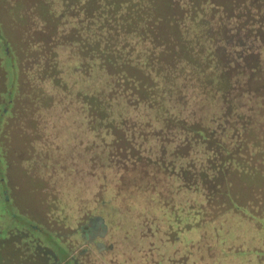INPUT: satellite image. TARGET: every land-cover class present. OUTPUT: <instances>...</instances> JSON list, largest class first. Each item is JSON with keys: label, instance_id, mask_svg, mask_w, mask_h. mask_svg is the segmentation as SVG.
<instances>
[{"label": "rangeland", "instance_id": "1", "mask_svg": "<svg viewBox=\"0 0 264 264\" xmlns=\"http://www.w3.org/2000/svg\"><path fill=\"white\" fill-rule=\"evenodd\" d=\"M46 1L0 0V264H264V0H122L175 28L156 111L80 55L115 3L92 18L84 0L53 32L66 0ZM130 36L137 65L152 37ZM98 218L106 236L87 240Z\"/></svg>", "mask_w": 264, "mask_h": 264}, {"label": "trees", "instance_id": "2", "mask_svg": "<svg viewBox=\"0 0 264 264\" xmlns=\"http://www.w3.org/2000/svg\"><path fill=\"white\" fill-rule=\"evenodd\" d=\"M39 4H43V10L45 9V3L47 2L46 0H38ZM64 1V0H63ZM70 2V5L68 4ZM86 1V0H85ZM84 0H66L64 1L63 6L58 8L56 13L57 17L53 13H49L48 16L47 14L44 16V20L46 17L48 20L50 19L55 26L53 29V32L56 31L57 27V21L60 20L61 17H63L68 10L70 11V15L72 17H76V14L81 10V7H84ZM88 8L87 5L84 7L83 14L86 16V14H91L92 18H99L102 17L104 12L102 11V7L98 9V6L96 4L98 3L97 0H88ZM113 3H115L114 10L111 14V16L105 15L104 17L107 18H113L114 22H108L109 24L101 25L99 30H101V33L94 32L92 34L88 33L90 32V26H84L83 28L86 31V39H84L87 43L82 44V47H80V55H82L83 58H94L96 57L97 59L100 60L101 63V68L103 70H106L107 72L111 73V75L116 76L114 77V81L118 85H128V88H134L137 93H139L141 98L136 99L138 103L140 101H145L149 102L150 108L154 107L156 111V107H162L164 103V98L162 96H165L167 92H169L168 89H170L171 86V80H172V72L174 71V68L178 67L179 65H176L178 63L177 59H181L179 49L177 50L178 47V41L176 39L175 35V28L174 27H169L168 32L165 31V33L157 32L153 28H148V26H142V25H137L138 19L134 17V11L132 10V6L129 5L127 8L123 7L124 2L122 0H111ZM68 2V3H67ZM87 2V1H86ZM130 4L129 0H126L125 4ZM78 5L77 8L75 6ZM69 6L71 8H69ZM46 13V12H45ZM78 16V15H77ZM134 21V22H130ZM168 27V26H167ZM108 28V31L105 35L104 30ZM134 31V32H133ZM76 32L78 33V30L76 29ZM131 33H139L142 35H146L147 38H151L149 40V46H143V49L145 51L144 56L139 59V63L137 65L132 64V60H127L123 58L125 55L124 53L122 54V50H125L127 47V50L132 52L134 50L133 46H130L129 40L127 39L131 38L130 34ZM73 41H77V34H75ZM122 36L124 38L122 47H117L112 50V52H105L103 51L102 48H99L98 45L102 44L100 40H104V37L108 40L109 38L113 37L115 40L117 39L116 37ZM170 37V38H167ZM95 40V41H94ZM154 40V41H153ZM129 42V43H128ZM146 43V42H144ZM142 45V44H141ZM159 48V50H158ZM107 54L104 59H102V55ZM182 60V59H181ZM129 61V62H127ZM175 62V64H174ZM87 64V63H85ZM83 64V65H85ZM179 64V63H178ZM174 65V67H173ZM85 67L89 68L90 65L87 64ZM57 74V72H56ZM53 79V78H52ZM58 80V78H56ZM163 82V83H162ZM169 83V84H168ZM168 87V88H167ZM167 90L165 91L164 89ZM164 91V92H163ZM164 93L163 95H160L158 93ZM128 98V97H127ZM96 98H94L95 100ZM129 99V98H128ZM99 103V102H98ZM107 103V101H106ZM108 104V103H107ZM110 106V104H108ZM101 111V110H100ZM4 118H2L1 124L3 122ZM3 126V124H2ZM2 128H0V135H1ZM1 150V149H0ZM1 153V152H0ZM0 158L3 160L4 157L0 155ZM1 172V181H6L5 175L3 173V168L0 170ZM188 182V181H187ZM188 186L187 184H185ZM185 186V187H186ZM190 187V185L188 186ZM4 200L3 198V203H0V235L1 232L4 231L2 228V224L4 221H6L5 218V211L4 210V203H9L13 204L10 200L9 195L7 196ZM29 222H32L34 224V220H30ZM35 226V225H34ZM12 229V227H11ZM9 229V230H11ZM8 232V231H7ZM34 241L36 239H33ZM37 241V240H36Z\"/></svg>", "mask_w": 264, "mask_h": 264}, {"label": "flooded vegetation", "instance_id": "3", "mask_svg": "<svg viewBox=\"0 0 264 264\" xmlns=\"http://www.w3.org/2000/svg\"><path fill=\"white\" fill-rule=\"evenodd\" d=\"M101 220L104 221V219H102V218H98V220H93V226H91L92 229L90 228V232H85V235H86L87 240H88V238H93L94 236L97 239L102 240L106 236V233H107V228L106 227L107 226L105 224V221H104L103 224H101L100 223ZM78 232H80V231H78ZM79 235L81 237L84 236L83 234H80V233H79ZM96 245H97L98 248L104 247V243L103 242L102 243L96 242Z\"/></svg>", "mask_w": 264, "mask_h": 264}, {"label": "water", "instance_id": "4", "mask_svg": "<svg viewBox=\"0 0 264 264\" xmlns=\"http://www.w3.org/2000/svg\"><path fill=\"white\" fill-rule=\"evenodd\" d=\"M101 224H103L104 223V221L103 220H101V222H100Z\"/></svg>", "mask_w": 264, "mask_h": 264}]
</instances>
